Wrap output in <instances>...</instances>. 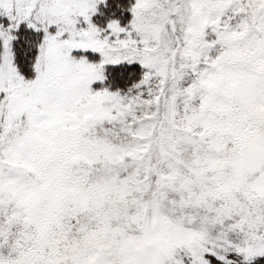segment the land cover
Masks as SVG:
<instances>
[{"label": "snow or ice", "instance_id": "snow-or-ice-1", "mask_svg": "<svg viewBox=\"0 0 264 264\" xmlns=\"http://www.w3.org/2000/svg\"><path fill=\"white\" fill-rule=\"evenodd\" d=\"M0 264H264V0H0Z\"/></svg>", "mask_w": 264, "mask_h": 264}]
</instances>
